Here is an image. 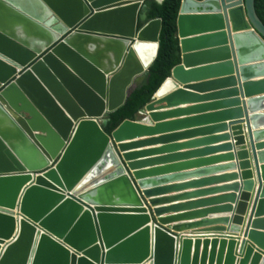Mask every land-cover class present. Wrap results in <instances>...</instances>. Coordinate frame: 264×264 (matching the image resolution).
<instances>
[{"label": "water", "instance_id": "1", "mask_svg": "<svg viewBox=\"0 0 264 264\" xmlns=\"http://www.w3.org/2000/svg\"><path fill=\"white\" fill-rule=\"evenodd\" d=\"M147 1L0 0V264H264L255 0H182L180 64L109 135L157 58ZM149 24L154 55L133 70Z\"/></svg>", "mask_w": 264, "mask_h": 264}, {"label": "trees", "instance_id": "2", "mask_svg": "<svg viewBox=\"0 0 264 264\" xmlns=\"http://www.w3.org/2000/svg\"><path fill=\"white\" fill-rule=\"evenodd\" d=\"M181 3L182 0H164L160 5L151 0L145 3L148 21H161L157 58L143 83L130 92L125 104L108 115V122L103 127L107 134L110 135L125 120H138L139 113L152 101L172 69L180 64L177 19ZM255 10L264 24V0H255Z\"/></svg>", "mask_w": 264, "mask_h": 264}, {"label": "bare ground", "instance_id": "3", "mask_svg": "<svg viewBox=\"0 0 264 264\" xmlns=\"http://www.w3.org/2000/svg\"><path fill=\"white\" fill-rule=\"evenodd\" d=\"M156 1L161 2L162 0H156ZM232 21H233L232 27L236 30L243 29L246 27L245 19L243 18L242 12L239 10H236L233 13ZM156 31H157L156 24H149L140 32L139 34L140 40H138L139 54L136 53L139 61L138 63L134 62L136 64H135V67L132 66L133 70L142 69L143 66L148 65L149 62L151 61L152 56L154 55V51H155L154 39H155ZM116 92L117 94H119L118 90ZM136 121H139V120H136ZM36 177L38 178V176L33 175V179H36ZM46 181L51 183L52 185H55L56 188L59 189V186L55 182V176L53 174L49 173L47 176L45 175L43 180H40V182H43V183H45Z\"/></svg>", "mask_w": 264, "mask_h": 264}, {"label": "crops", "instance_id": "4", "mask_svg": "<svg viewBox=\"0 0 264 264\" xmlns=\"http://www.w3.org/2000/svg\"><path fill=\"white\" fill-rule=\"evenodd\" d=\"M190 105H185V106H180L179 108H186V107H189ZM163 111H166V110H163ZM140 119H142L141 118V116H139V119L138 120H140ZM182 131H184V130H182ZM188 131V130H187ZM217 135H221V134H217ZM185 140H183V141H180V142H178V143H182V142H184ZM186 141H188V140H186ZM225 142H220V143H218V144H216V146H218V145H222V144H224ZM261 143H264V140H262V142ZM159 147H161V144H157V145H155V146H150V147H146V148H142V149H140V150H147V149H157V148H159ZM137 151H139V150H137ZM223 153L221 152V153H218V154H216V156H219V155H222ZM215 157V156H214ZM229 162H222V163H220V164H217L218 166H220V165H226V164H228ZM216 165V164H215ZM149 169V168H148ZM190 171H195V170H190ZM228 173H230V172H228ZM219 175H221V174H217L216 176H219ZM212 177H214V176H212ZM196 179H198V178H188L187 180H184V181H180V182H175V183H173V184H170V185H179V184H182V183H188V182H191V181H195ZM194 191V188H190V189H187V190H182V191H180V192H173L172 194H169L168 196H174V195H179V194H182V193H188V192H193ZM191 201H195V200H189V202H191ZM184 203H187V201H181V202H172V203H170V204H166V205H164L163 207H168V206H172V205H179V204H184Z\"/></svg>", "mask_w": 264, "mask_h": 264}, {"label": "rangeland", "instance_id": "5", "mask_svg": "<svg viewBox=\"0 0 264 264\" xmlns=\"http://www.w3.org/2000/svg\"><path fill=\"white\" fill-rule=\"evenodd\" d=\"M142 118V117H141Z\"/></svg>", "mask_w": 264, "mask_h": 264}]
</instances>
